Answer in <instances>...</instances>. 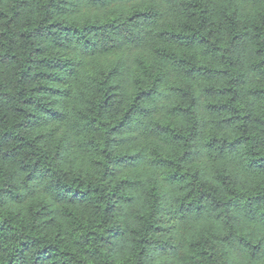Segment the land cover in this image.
<instances>
[{
    "label": "trees",
    "instance_id": "16d2710c",
    "mask_svg": "<svg viewBox=\"0 0 264 264\" xmlns=\"http://www.w3.org/2000/svg\"><path fill=\"white\" fill-rule=\"evenodd\" d=\"M0 264H264V0H0Z\"/></svg>",
    "mask_w": 264,
    "mask_h": 264
}]
</instances>
